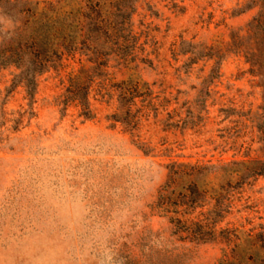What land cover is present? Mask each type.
<instances>
[{"label": "rangeland", "instance_id": "1", "mask_svg": "<svg viewBox=\"0 0 264 264\" xmlns=\"http://www.w3.org/2000/svg\"><path fill=\"white\" fill-rule=\"evenodd\" d=\"M133 4L143 60L115 76L133 73L159 99L132 133L109 118L113 100L90 97V118L61 109L75 60L39 75L32 98L0 66V264H217L228 251L180 239L151 203L171 161L264 156L260 79L229 47L259 0ZM9 26L0 14V38ZM220 226L264 229L263 175L233 192Z\"/></svg>", "mask_w": 264, "mask_h": 264}, {"label": "trees", "instance_id": "2", "mask_svg": "<svg viewBox=\"0 0 264 264\" xmlns=\"http://www.w3.org/2000/svg\"><path fill=\"white\" fill-rule=\"evenodd\" d=\"M133 2L0 0V14L10 24L0 38V66H14L15 78L32 98L39 75L63 59L75 60L78 67L68 73L56 96L61 109L75 106L80 116L90 118V97L113 100L109 118L132 133L151 109L157 112L159 99L133 73L121 79L115 76L122 69L134 70L143 60L138 57V35L131 22ZM258 7L244 33L231 34L229 47L243 54L249 71L260 79L258 128L264 144V0ZM259 175L264 176V156L217 163L171 161L151 207L167 217L172 232L182 240L224 242L228 251L217 264H264L263 228L244 232L220 226L233 192Z\"/></svg>", "mask_w": 264, "mask_h": 264}]
</instances>
